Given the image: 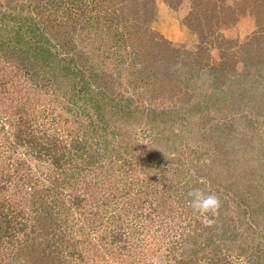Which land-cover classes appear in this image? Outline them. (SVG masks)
I'll use <instances>...</instances> for the list:
<instances>
[{
	"label": "rangeland",
	"instance_id": "rangeland-1",
	"mask_svg": "<svg viewBox=\"0 0 264 264\" xmlns=\"http://www.w3.org/2000/svg\"><path fill=\"white\" fill-rule=\"evenodd\" d=\"M144 1L138 0L134 6H118V9L125 26L122 29L155 71L152 80L144 82L140 76H133L132 84L135 82L137 86L133 87L123 72L129 70L131 61L127 59L118 64L121 54L136 48H116V53L108 57L102 55L99 39L91 45L76 39L78 49L83 47L89 51L84 66L77 62L85 76L87 97L99 96L104 80L112 76L113 84L105 86L110 85L114 94H108H117L125 101L130 98V107H120L106 117L108 128H98L96 133L90 129V133L93 132L91 142L98 150L103 149L106 158L128 163L124 167L131 170L127 172L128 177L119 172L118 178H124L128 184L127 188L133 192L131 198L140 193L133 216L121 222L104 218L106 224L101 217L96 220L90 230L92 242L96 243L97 250H101L99 245H106L107 252L116 253L117 244L106 239L110 231L117 229L116 225L127 233L125 228L129 225L144 222L148 226L149 220L156 219L144 238L148 247L136 249V255L126 257V264H177L178 256L174 259V254H180L179 247L193 243L194 239L209 244L203 255L200 252L197 256V264H206L214 257L231 259L234 264H251L252 254L260 256L264 264V0H153L148 14L141 16ZM0 2L4 7L3 0ZM65 2L67 6L82 2L81 8L74 6L78 21L84 22L85 16L95 17L92 7L83 11L94 0ZM89 23L96 30H107L106 25L96 27L92 20ZM103 42L109 44L112 40L106 38ZM81 102L78 101L77 108L78 104L84 107ZM167 110H172L171 114L161 112ZM62 114L70 117L68 113ZM91 119L95 121L93 118L85 121L90 127ZM151 132H161L164 138L158 143L150 141ZM29 161L35 164L30 158ZM167 170H171L170 175ZM193 188L219 197L220 207L215 213L193 211L188 195ZM150 189L164 193L162 200L170 198L162 201L168 205L163 206L161 214L152 210L157 201L151 202L154 193L143 194ZM65 193L77 194L69 189ZM121 198L116 200L117 211L109 208L112 203L108 206L112 214L122 213ZM93 204L91 201L85 207L91 210ZM79 210L70 211L64 221L65 217L44 220V225H56L53 232L50 228H39V220L33 219L32 212L28 211L27 229L17 233L14 240L16 243L20 240L18 244L6 245L0 252V264H25L21 259L28 258L33 262L37 259L31 264H54L53 260L56 264H122L118 257L97 258L92 262L85 251L88 245L84 235L77 233V224L85 221ZM253 219L255 229L249 232L243 222L249 225ZM99 224L106 230L103 240L96 232ZM158 224L160 228H156ZM232 233L238 236L233 237ZM53 235L65 237L60 247L65 260L58 263L55 257L44 260L41 256L59 247L58 240L54 247L49 241ZM154 237L157 242H149ZM23 246H27L29 257L15 263L9 253L14 255ZM171 247L175 252L168 254L166 249Z\"/></svg>",
	"mask_w": 264,
	"mask_h": 264
},
{
	"label": "trees",
	"instance_id": "trees-1",
	"mask_svg": "<svg viewBox=\"0 0 264 264\" xmlns=\"http://www.w3.org/2000/svg\"><path fill=\"white\" fill-rule=\"evenodd\" d=\"M115 1L120 8L130 4L134 6L138 2V0ZM3 4L4 7L0 4V252L6 248V245L19 243L20 240L16 243L14 239L17 233L27 229L28 211L32 212L33 219L39 220L38 223L41 225L39 228H50L53 232L56 225L52 223L44 225V220L65 217L62 220L64 221L67 220L70 211L80 209L83 214L82 219L85 221L83 224H77V233L84 235L88 245L85 251L88 252L92 262L97 258L109 257L110 260H114L118 257L122 264H126V257L136 255V249L147 246L144 243L147 228L154 226L156 219L149 220L148 226L143 225L144 222L129 225L125 228L127 233L121 232V227L116 225L117 229H113L106 236L111 244H117L116 253L107 252L106 245H99L101 250H97L98 248L94 246L96 243L92 242L93 238H91L93 231H90L91 227H95L97 219L101 217V221L109 218L110 221L121 222L125 217L133 216L137 209V195L140 193L131 198L133 192L127 188L128 184L124 182V178H118L119 172L127 176V172L131 171L124 169L128 163L121 160L116 163L106 158L103 149L98 150V146L91 142V134L96 133L98 128L101 130L108 128L109 125L104 121L106 117L119 111L120 107H130V98H126L125 101L117 94H108L113 91L110 85H105L113 84L112 76L104 80L103 92L100 91L99 96L95 99L87 97L84 92L85 76L79 70L77 62L84 66L89 51L83 47L78 49L76 42V39L82 40L83 43L86 40L87 45H91L93 41L99 39L98 44L104 56L116 53V48L134 47L122 29L125 26L120 21L118 6L112 0H94L85 5L83 11L92 7L95 17L85 16L82 19L84 22H81L77 19V8L83 6L82 2L67 6L65 0H3ZM143 7V12L141 9L139 11L142 13L141 16H146L149 8L153 7V0H145ZM91 20L95 22L96 27L106 25L107 30L105 31L106 28L96 30L89 23ZM106 38L112 40V43L105 44L103 40ZM134 48L137 50L129 51L126 55L121 54L118 63L123 64L127 59L131 61L129 70L123 72L130 79L133 87L136 86L135 82L132 84L133 76H140L144 82H148L153 79L155 72L154 69H150L147 58L138 52L137 47ZM134 60L135 62H132ZM196 73L199 75L198 71ZM23 76L27 81L22 78ZM79 100H82L84 107L78 104L77 108ZM57 109L68 113L71 118L64 116ZM161 112L171 114L172 110ZM87 118L95 120L91 119L92 127L85 123ZM129 130L125 131L129 132ZM149 136V140L156 143L164 138L161 132H151ZM29 158L35 164H32ZM78 158H82L81 166L77 163ZM85 173H88L89 178ZM82 174H84L83 178H81ZM167 174L170 175L171 170H167ZM150 181L155 183V180ZM76 185L77 190H74ZM66 189L77 194H67ZM145 191L146 193L143 194L148 196L154 193L151 202L158 201L152 210L157 214L163 213L164 207L168 204L162 201L170 198L162 200L164 193L159 194L154 189ZM118 194L122 196V213L112 214L108 206L112 203L113 206L110 205L109 208L117 211ZM91 201H94L93 208L87 210L88 207L85 205ZM29 208L30 210H27ZM87 211L92 213L87 214ZM251 212L254 214L253 211ZM255 221L253 219L249 225L243 222L246 230L254 232ZM160 227L158 224L156 228ZM96 228V232L100 233V240L105 239L106 230L103 225L99 224ZM203 233L204 229L201 236ZM236 235L238 236L237 233H232L233 237ZM196 237L199 238L200 234ZM64 238L61 235L51 236L52 240L49 241L52 242L53 247L56 240L60 245L53 251L43 253L41 256H44V260L49 257H55L57 263L65 260L60 252V247L65 242ZM200 240L194 239L193 243L179 247L180 254L172 255L174 259L178 256L175 260L177 264H197L195 262L197 256L200 252L203 255L204 249L209 246L208 243L203 244ZM149 242H157V238L154 237ZM229 246L232 247L233 244ZM26 247L18 248L14 255L9 253L10 259L16 263L21 258H28ZM240 249L243 248L240 246ZM166 250H169L168 254L175 252L172 247ZM110 256L113 258L111 259ZM21 260L26 261L25 264H31L37 259L34 262L31 258ZM49 260L46 263H49ZM53 262L56 264L55 260ZM249 263L262 264V260L260 256L252 254ZM206 264H234V262L225 257H214L209 258Z\"/></svg>",
	"mask_w": 264,
	"mask_h": 264
},
{
	"label": "clouds",
	"instance_id": "clouds-1",
	"mask_svg": "<svg viewBox=\"0 0 264 264\" xmlns=\"http://www.w3.org/2000/svg\"><path fill=\"white\" fill-rule=\"evenodd\" d=\"M189 204L194 212L205 214L208 212L215 213L220 207V200L217 195L206 192L200 188H193L188 192Z\"/></svg>",
	"mask_w": 264,
	"mask_h": 264
}]
</instances>
